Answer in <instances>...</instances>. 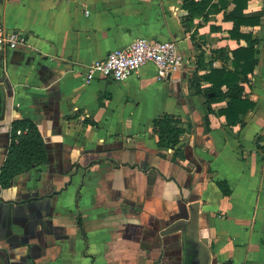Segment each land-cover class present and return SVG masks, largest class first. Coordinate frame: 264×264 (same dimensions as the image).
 I'll return each instance as SVG.
<instances>
[{"label":"crops","instance_id":"obj_1","mask_svg":"<svg viewBox=\"0 0 264 264\" xmlns=\"http://www.w3.org/2000/svg\"><path fill=\"white\" fill-rule=\"evenodd\" d=\"M224 1L188 21L184 0H0V25L27 36L0 49V169L16 120L34 121L49 151L0 186V264H188L193 249V264H264V0H247L261 22L241 27L258 41L243 83L255 107L229 126V100L208 103L194 81L233 70L248 45L231 36L236 4ZM139 38L176 41L182 70L159 79L149 63L124 82H87L91 62ZM166 114L185 128L175 149L153 131Z\"/></svg>","mask_w":264,"mask_h":264},{"label":"trees","instance_id":"obj_2","mask_svg":"<svg viewBox=\"0 0 264 264\" xmlns=\"http://www.w3.org/2000/svg\"><path fill=\"white\" fill-rule=\"evenodd\" d=\"M210 2L211 0H184V8L189 13L187 20L192 21L206 10H208L207 14L220 13L229 5V2L224 0H219L213 5ZM234 2L235 9L226 14L227 21L234 24L231 36L246 38L248 45L233 51V70L213 68L209 74L202 77L197 76L194 80L197 84V92L204 93L208 103L229 100L227 107L219 111L220 115L226 117L229 126L241 123V115H246L255 107L253 102L244 98L243 83L248 81L249 75L255 70L257 64L255 53L258 41L251 35L242 34L241 27H254L261 22V14L247 15L244 13L247 0H235ZM204 81L209 82L211 88L202 90L201 84ZM153 124V131L159 138L158 147L175 149L180 143L181 135L185 132L182 120L166 114L155 119ZM259 149L264 153V146H259ZM48 156L49 151L44 137L35 122L29 119L14 121L10 131L8 155L0 169L1 188L8 189L15 177L30 172L36 166L46 164ZM219 186L225 194H228L225 183H220Z\"/></svg>","mask_w":264,"mask_h":264},{"label":"built area","instance_id":"obj_3","mask_svg":"<svg viewBox=\"0 0 264 264\" xmlns=\"http://www.w3.org/2000/svg\"><path fill=\"white\" fill-rule=\"evenodd\" d=\"M27 45V36L21 31L0 25V49H15ZM152 63L159 79L180 72L184 58L176 41H155L139 38L129 46L111 51L105 58L97 59L87 66L86 80L96 76L124 82L137 74L146 64Z\"/></svg>","mask_w":264,"mask_h":264},{"label":"water","instance_id":"obj_4","mask_svg":"<svg viewBox=\"0 0 264 264\" xmlns=\"http://www.w3.org/2000/svg\"><path fill=\"white\" fill-rule=\"evenodd\" d=\"M8 96L9 95L6 92V87L4 85L0 84V109H1L0 121H3V119L5 117V110H6V106H7V97ZM197 223H198V213L194 212L192 215V220L188 226V235H190L192 229H194V231H195ZM194 236L190 235V237H189V239L191 240V243L189 241H187V243L190 246H192L193 241L198 243L199 238L197 237V234H194ZM195 259L198 262V260L200 259V254H199L198 250L193 249L191 261L189 260L188 264H193V261H195ZM194 264H197V263H194Z\"/></svg>","mask_w":264,"mask_h":264}]
</instances>
